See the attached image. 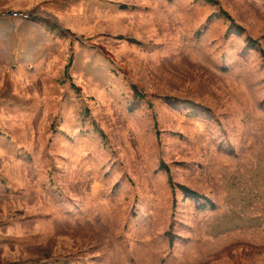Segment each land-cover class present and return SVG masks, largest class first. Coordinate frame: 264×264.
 Listing matches in <instances>:
<instances>
[{
  "label": "rangeland",
  "instance_id": "1",
  "mask_svg": "<svg viewBox=\"0 0 264 264\" xmlns=\"http://www.w3.org/2000/svg\"><path fill=\"white\" fill-rule=\"evenodd\" d=\"M0 264H264V0H0Z\"/></svg>",
  "mask_w": 264,
  "mask_h": 264
},
{
  "label": "trees",
  "instance_id": "2",
  "mask_svg": "<svg viewBox=\"0 0 264 264\" xmlns=\"http://www.w3.org/2000/svg\"><path fill=\"white\" fill-rule=\"evenodd\" d=\"M252 42H254V40ZM249 45H250V43H249ZM173 186H174L173 188L179 189L183 193L184 197H189V198H191V199H193L195 201L205 200V202L209 205V207H211V208L214 207V203L213 202H211L210 200H208L206 197L200 195L196 191H194V190H192V189H190V188H188V187H186L184 185H180V184H175Z\"/></svg>",
  "mask_w": 264,
  "mask_h": 264
},
{
  "label": "built area",
  "instance_id": "3",
  "mask_svg": "<svg viewBox=\"0 0 264 264\" xmlns=\"http://www.w3.org/2000/svg\"><path fill=\"white\" fill-rule=\"evenodd\" d=\"M17 13H14V15H16Z\"/></svg>",
  "mask_w": 264,
  "mask_h": 264
}]
</instances>
